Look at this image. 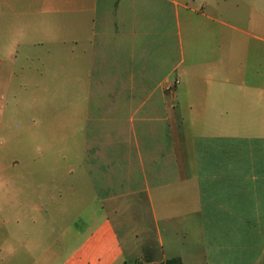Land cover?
I'll return each mask as SVG.
<instances>
[{"label":"crops","instance_id":"1","mask_svg":"<svg viewBox=\"0 0 264 264\" xmlns=\"http://www.w3.org/2000/svg\"><path fill=\"white\" fill-rule=\"evenodd\" d=\"M233 11V0H0L4 30L20 19V48H63L65 79L81 82L96 191L88 219H74L73 171L49 123L47 154L31 158L47 164L0 182V264H264V39L233 26ZM234 30L254 41L234 48ZM234 49L242 75L255 64L252 84L225 76Z\"/></svg>","mask_w":264,"mask_h":264},{"label":"rangeland","instance_id":"2","mask_svg":"<svg viewBox=\"0 0 264 264\" xmlns=\"http://www.w3.org/2000/svg\"><path fill=\"white\" fill-rule=\"evenodd\" d=\"M244 4L249 8L241 10ZM233 5L231 24L264 39V0H233ZM5 22L0 19V182L7 183L13 173L42 169L40 164H47L42 161L35 164L31 158L38 154L40 148L47 154L48 125L54 123L58 125L56 155L66 154L67 165L73 171L72 216L86 220L89 217L86 209H92L96 191L86 175L84 162L81 82L65 79L63 48L27 45L20 48V19L11 21L10 33L3 29ZM253 41V38L233 31L234 48ZM33 56H36L35 60L31 59ZM254 66L249 60L247 76L242 75L244 63L239 51L234 49L233 60L226 67L225 76L233 86L252 84ZM257 68L258 85L264 89V54L263 61L258 60ZM64 124L67 125L66 130ZM19 126L20 136L11 141L10 132ZM16 160L19 164L14 166ZM79 225L83 226V222L80 221Z\"/></svg>","mask_w":264,"mask_h":264},{"label":"built area","instance_id":"3","mask_svg":"<svg viewBox=\"0 0 264 264\" xmlns=\"http://www.w3.org/2000/svg\"><path fill=\"white\" fill-rule=\"evenodd\" d=\"M179 84H180V81H179V80H176V81L173 82V83H169V84H167L166 87H165V89H166V91H168L169 93L174 94V93L176 92V90H177Z\"/></svg>","mask_w":264,"mask_h":264},{"label":"trees","instance_id":"4","mask_svg":"<svg viewBox=\"0 0 264 264\" xmlns=\"http://www.w3.org/2000/svg\"><path fill=\"white\" fill-rule=\"evenodd\" d=\"M134 264H145V263L136 262ZM161 264H183V262L180 258H174V259L167 260L166 262L161 263Z\"/></svg>","mask_w":264,"mask_h":264}]
</instances>
